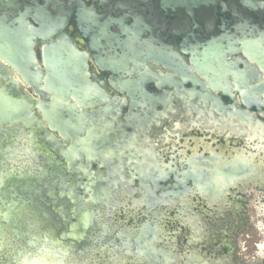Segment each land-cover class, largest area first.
<instances>
[{
    "label": "flooded vegetation",
    "instance_id": "af4514ba",
    "mask_svg": "<svg viewBox=\"0 0 264 264\" xmlns=\"http://www.w3.org/2000/svg\"><path fill=\"white\" fill-rule=\"evenodd\" d=\"M263 204L264 0H0V264H264Z\"/></svg>",
    "mask_w": 264,
    "mask_h": 264
},
{
    "label": "water",
    "instance_id": "95a60500",
    "mask_svg": "<svg viewBox=\"0 0 264 264\" xmlns=\"http://www.w3.org/2000/svg\"><path fill=\"white\" fill-rule=\"evenodd\" d=\"M20 31L17 32L15 35L14 34H7L8 37H15V38H20L21 42L19 47L15 50V53L18 56L17 59V65L21 67L22 71L25 72V74L30 75V71L35 69V64H36V55L35 51L33 50V34L35 33V29L33 26H30L27 21H23L21 26H20ZM27 29L29 31H27ZM64 50L61 49L58 45H55L53 47L52 55H54V65L53 68L54 70H59V68H62V63H60L57 58V52H60ZM12 52V50L9 49V47L6 50L7 55H9ZM14 52V51H13ZM10 62L9 60H7ZM61 80V79H58Z\"/></svg>",
    "mask_w": 264,
    "mask_h": 264
},
{
    "label": "rangeland",
    "instance_id": "374dc122",
    "mask_svg": "<svg viewBox=\"0 0 264 264\" xmlns=\"http://www.w3.org/2000/svg\"><path fill=\"white\" fill-rule=\"evenodd\" d=\"M57 53H58L57 55L61 58V55L63 54V51H60V52H57ZM60 58H59V59H60ZM61 69H62V68H59V70H61ZM59 74H61V72H60ZM61 111H62V110L60 109V107H59V109H55V111H54L55 116H56V117H60V115H61ZM262 207H264V204L262 205ZM260 225H261V226L263 225V227H264V218H262V222H260ZM263 227H262V228H263ZM245 233H246V232H245ZM248 235L257 238V239H258V240H257L258 243H260V242L263 243V242H264V229H262V230H260V231L258 230V232L255 231L254 229H252V230H250V231L247 230L246 235L243 234L240 238H241V239H246ZM247 247L250 248V251L256 253V254H255L256 257H258L262 262H264V249L258 250V249H259L258 247L252 245V240H251L250 243L247 244ZM250 251L248 250V251L246 252V255H245V256H248L249 253H250ZM249 256H250V255H249Z\"/></svg>",
    "mask_w": 264,
    "mask_h": 264
},
{
    "label": "crops",
    "instance_id": "0c3cea01",
    "mask_svg": "<svg viewBox=\"0 0 264 264\" xmlns=\"http://www.w3.org/2000/svg\"><path fill=\"white\" fill-rule=\"evenodd\" d=\"M258 248H259L258 250L264 249V242L258 243Z\"/></svg>",
    "mask_w": 264,
    "mask_h": 264
}]
</instances>
